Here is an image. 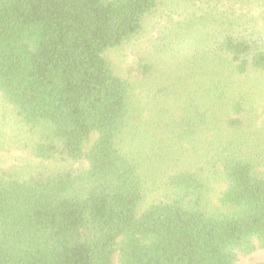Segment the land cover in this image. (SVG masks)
<instances>
[{
  "label": "trees",
  "instance_id": "obj_1",
  "mask_svg": "<svg viewBox=\"0 0 264 264\" xmlns=\"http://www.w3.org/2000/svg\"><path fill=\"white\" fill-rule=\"evenodd\" d=\"M162 1L0 0V137L36 160L78 166L25 177L0 167V264H237L264 249V139L226 79L264 74V44L222 24L154 88L155 66L139 59L132 74L156 110L185 102L183 117L139 132L149 104L105 55ZM201 102L222 115L214 121ZM160 162L165 192L141 210L143 165ZM215 182L226 184L217 207Z\"/></svg>",
  "mask_w": 264,
  "mask_h": 264
},
{
  "label": "rangeland",
  "instance_id": "obj_2",
  "mask_svg": "<svg viewBox=\"0 0 264 264\" xmlns=\"http://www.w3.org/2000/svg\"><path fill=\"white\" fill-rule=\"evenodd\" d=\"M227 14H233L229 18L233 20L234 24L227 21L229 19ZM210 20H212L211 23L208 22ZM222 24H228L225 26L232 30H229V33L251 36V39L263 45L264 0H163L158 9L146 17L143 29L136 37L105 55L116 72L133 84L139 99H144V103L149 104L145 114L138 120L139 132L159 131L155 126L156 123L164 121L163 124L169 125L176 118L175 111L180 114V117H183L185 102L179 99L180 104L176 105L177 100L173 97L168 106L170 113L156 110L154 107L158 105L156 100L149 101L144 98L146 93L144 94L142 89L145 87H142L145 84L132 74L133 66L139 59H146L155 66L153 88L163 85L179 74V68L185 63L187 56L194 53V50L196 52L197 48L205 47L208 40L214 41L216 36L225 32ZM226 79L228 81V96L235 97L244 105V116L249 121L248 129L257 137L264 139V74L249 73L245 76L230 77L227 75ZM199 104L200 109L204 113L205 110L210 111L209 115L213 118L222 115L220 108L205 107L207 105L203 102ZM215 120L216 118H214ZM6 122L7 120L0 119V134L2 135L7 129ZM95 138L94 135L90 143ZM141 140L142 145L144 143L142 138ZM0 144L3 145V148H0V167L16 172L21 177L27 176L38 168L78 167L36 160L16 145L11 144L5 136L0 137ZM141 158L143 164V156ZM147 159L153 163L150 157L147 156ZM151 163L143 165L145 169L144 173L142 172L145 200L141 210L160 199L165 192L160 184L164 165L161 162L158 165ZM174 164L177 163L173 162L172 165ZM225 188L226 184L223 182L212 184L209 194L211 206H219V198ZM259 263H264V249L256 251L249 257L241 255L237 262V264ZM114 264H117V256L114 257Z\"/></svg>",
  "mask_w": 264,
  "mask_h": 264
}]
</instances>
